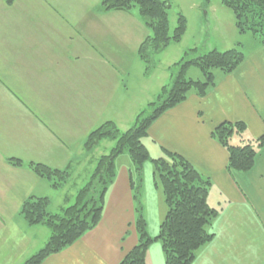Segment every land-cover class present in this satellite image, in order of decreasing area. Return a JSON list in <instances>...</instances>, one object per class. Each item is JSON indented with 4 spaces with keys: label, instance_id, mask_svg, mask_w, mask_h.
<instances>
[{
    "label": "crops",
    "instance_id": "0c3cea01",
    "mask_svg": "<svg viewBox=\"0 0 264 264\" xmlns=\"http://www.w3.org/2000/svg\"><path fill=\"white\" fill-rule=\"evenodd\" d=\"M102 1L0 0V264H23L50 237L46 225L27 222L24 202L47 197L48 211L58 214L52 211V195L66 189L69 178L94 172L99 157L115 145L107 137L86 149L89 134L108 121L122 131L134 126L170 86L186 54L148 69L139 46L151 32L139 10H106ZM203 1L205 9L200 1L193 11L204 35L194 39L192 49H199L205 35L211 38L213 27L221 31V37L212 36L216 43L226 47L237 40L233 47L241 44L244 60L230 73L217 71V83L205 96L191 91L161 114L142 142L152 158L177 152L211 181L208 203L219 209L211 227L214 237L192 264H264V144L250 170L231 172L228 150L212 135L222 122L243 121L246 129L233 143L264 137V44L236 28L226 35L217 3ZM219 9L225 19L231 17ZM243 37L252 45L246 47ZM31 162L67 171L69 178L55 187L29 167ZM116 170L98 225L41 264H120L138 243L136 172L127 153L116 157ZM140 198L153 236L168 206L150 161L144 165ZM146 260L165 264L159 242L149 246Z\"/></svg>",
    "mask_w": 264,
    "mask_h": 264
},
{
    "label": "trees",
    "instance_id": "16d2710c",
    "mask_svg": "<svg viewBox=\"0 0 264 264\" xmlns=\"http://www.w3.org/2000/svg\"><path fill=\"white\" fill-rule=\"evenodd\" d=\"M221 2L233 12L239 33H251L264 44V0ZM101 5L106 10H131L138 7L151 32L139 46V55L147 64L151 53L164 49L171 41L179 42L188 28L186 16L179 13L176 27L170 33L171 3L168 0H103ZM196 50L190 49L185 54H192L193 58L185 59L183 56L177 62L178 70L170 86L162 88L158 100L150 103V110L139 114L134 126L122 131L114 122L108 121L89 134L85 142L86 149L95 148L107 137L113 138L115 145L109 153L99 157L90 181L78 191L74 204L65 207L61 214H53L48 211L50 200L47 197L32 196L24 202L21 212L27 222L31 225L44 224L51 233L44 247L23 264H41L46 257L69 247L98 225L103 215L105 194L115 181L116 157L122 153L130 156L136 172L132 185L137 213L135 228L139 241L125 254L120 264H148L147 251L157 240L162 244L165 264H192L199 249L213 239L211 227L219 209L208 203L210 179L177 152L166 151L164 157L152 158L142 142L150 125L161 114L186 100L191 91L205 96L217 83L215 70L230 73L245 57L240 43L225 51L213 49L193 55ZM192 66L200 69L203 80L187 77ZM147 68H150L149 64ZM245 129L243 121H225L212 131L213 137L228 150L227 168L231 172L250 170L255 164L259 147L264 144L263 136L257 140L243 139L241 143H233L232 139L241 137ZM11 161L15 165H22L19 159ZM147 161L154 165L168 206L156 236L148 232L140 198ZM29 167L39 176L51 179L55 187H60L69 178V172L53 169L43 163L31 162Z\"/></svg>",
    "mask_w": 264,
    "mask_h": 264
},
{
    "label": "rangeland",
    "instance_id": "374dc122",
    "mask_svg": "<svg viewBox=\"0 0 264 264\" xmlns=\"http://www.w3.org/2000/svg\"><path fill=\"white\" fill-rule=\"evenodd\" d=\"M169 1L171 3V9L169 10L170 33H172L174 28L176 27L177 18H178L179 13H183V14L185 13L186 14L187 19L189 20V31H186L187 34L185 33V35L182 37V39L179 42L171 41L169 43V45L167 47H165V49H163V51H161V52L156 51V54H153V55L151 53V55L149 57V63H148L150 66V69H151V63H153V64L155 63L156 66H158L160 64H165L168 61H172L173 59H175L177 57L178 54L180 55L185 50H187L186 52H188V51L190 52V49H192V47H193L191 43L194 42V39H196L198 41L199 40L198 38L200 36L202 38V36L204 35V31L200 28L201 25H199V23L197 22V20H199V17L193 11L195 5L197 3H200V1H202L201 8L203 10L205 9L206 5L204 4L203 0H169ZM210 1H213V3L214 2L217 3V13L220 15V17H222L225 20L224 23L222 24V26L223 25L225 26L224 28H225L226 35L231 36L233 30L235 32V28H236L234 26L235 20L233 23V18H234L233 12L229 8H227L225 5H223L221 0H210ZM218 2H219V4H218ZM213 7L214 6H212V8ZM219 8H223L229 14H232L231 17L225 19V16H224L222 10H220ZM134 10L138 12V7H135ZM232 16H233V18H232ZM195 18H197V20ZM187 30H188V28H187ZM222 30H223V28H222ZM210 31H211V38H209V36L205 35L204 39L199 41L200 43H198V46H197L199 49H197L193 55H195V54L197 55L200 52H208L210 50H213L212 45H214L215 47H219V49H221L220 51H225L226 49L227 50L229 49L228 47L233 48V46L238 42L236 40V42L233 46L230 44H226V47H223V46L220 47V45L216 43V39L213 37H216V38L221 37V35H220L221 31L214 30L213 27H212V30H210ZM236 33H237V30H236ZM247 34H248V36H252L251 33H247ZM185 37H186V39H184ZM247 38L248 37H246V38L243 37L241 42L244 43V45H246V47H249L252 45V41L248 40ZM184 57H185V59L193 58L192 54H188L187 56L184 55ZM152 59H154V62ZM177 70H178V67H176V71ZM215 71L217 72L219 70H215ZM187 77L192 78V79H200V80L204 79L202 72L200 71V69L197 66L190 67V69L188 70V73H187ZM158 98H159V95L152 103H155L158 100ZM149 107H151V106H149ZM148 110H150V109H148ZM92 173L93 172H91L85 178L71 177L67 181L68 184H67L66 189L64 187V189L56 191V192H58L56 194H54V192H55L54 191L53 192L54 195H52V198L54 199L53 205H52V211L54 213L61 214L63 212L62 207H66L68 205L74 204L75 200H76L77 190L83 188L90 181ZM72 188H75V189L73 190ZM64 194H66V198H65ZM149 230H150V228H149ZM158 232H159V230H158ZM158 232L153 236H156L158 234ZM157 242H159L160 245H162L159 240H157Z\"/></svg>",
    "mask_w": 264,
    "mask_h": 264
}]
</instances>
